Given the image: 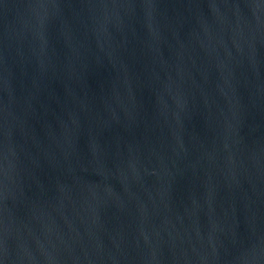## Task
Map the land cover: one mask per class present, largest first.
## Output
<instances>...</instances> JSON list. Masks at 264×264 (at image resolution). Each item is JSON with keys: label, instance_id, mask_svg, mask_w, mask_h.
<instances>
[{"label": "water", "instance_id": "obj_1", "mask_svg": "<svg viewBox=\"0 0 264 264\" xmlns=\"http://www.w3.org/2000/svg\"><path fill=\"white\" fill-rule=\"evenodd\" d=\"M0 264H264V0H0Z\"/></svg>", "mask_w": 264, "mask_h": 264}]
</instances>
